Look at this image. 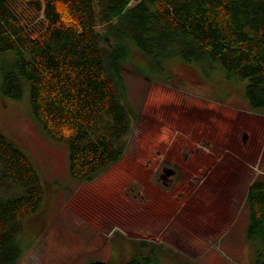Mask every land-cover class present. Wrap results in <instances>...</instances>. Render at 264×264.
<instances>
[{"label": "rangeland", "instance_id": "1", "mask_svg": "<svg viewBox=\"0 0 264 264\" xmlns=\"http://www.w3.org/2000/svg\"><path fill=\"white\" fill-rule=\"evenodd\" d=\"M173 65L174 78L164 83L126 64L127 97L138 118L123 158L86 182L71 175L67 143L49 136L31 113L28 90L18 99L4 94L0 72V131L32 158L45 189L38 212L23 220L17 235L28 247L17 264H126L154 245L163 248L158 255L164 264H255L264 258V241L248 237L245 202L251 179L264 166V116L241 112L264 114V107L253 109L235 86L242 81H228L221 68L205 74L179 59ZM206 154L213 157L209 167L219 159L235 163L249 180L236 183L237 170L235 181L220 182V169L214 182L201 184L206 171L195 166ZM172 162L185 166V174L165 188L158 174ZM19 187L0 162V200L17 196ZM140 239L150 240V250Z\"/></svg>", "mask_w": 264, "mask_h": 264}, {"label": "trees", "instance_id": "2", "mask_svg": "<svg viewBox=\"0 0 264 264\" xmlns=\"http://www.w3.org/2000/svg\"><path fill=\"white\" fill-rule=\"evenodd\" d=\"M177 59L205 74L221 68L228 81H242L235 86L253 109L263 108L264 0H0L1 89L17 99L28 90L31 113L67 143L80 182L94 180L127 149L138 112L127 97L126 64L170 83ZM0 162L20 183L17 196L0 200V264H17L28 248L17 235L45 189L32 158L1 131ZM245 202L248 237L264 241V166ZM149 241L137 242L149 248ZM159 249L126 264H164Z\"/></svg>", "mask_w": 264, "mask_h": 264}, {"label": "crops", "instance_id": "3", "mask_svg": "<svg viewBox=\"0 0 264 264\" xmlns=\"http://www.w3.org/2000/svg\"><path fill=\"white\" fill-rule=\"evenodd\" d=\"M237 111H240L239 109H236ZM241 112L243 113V112H245V113H248V114H256V115H260V116H264V114H261V113H258V112H256V111H252L251 109H246V110H241ZM238 113V112H237ZM262 131H264V129L262 130ZM257 133H260L259 131L257 132ZM224 136H226V134H224ZM258 147V146H257ZM196 153H199V152H194L193 154H192V156L194 155V154H196ZM200 153H203V151L202 152H200ZM221 153V152H220ZM240 153H242V151L240 152ZM240 153H238V155H240ZM202 156H205L207 159L206 160H204V162L202 163V161H203V158L201 159V165H199V164H197V166H195V168L196 169H198L199 171H201V173L202 172H204V171H206V174H205V176H204V179H201V184H202V181L203 182H205V181H211V182H214L215 180H216V178H215V172L217 171V170H222V173L220 174V178H219V181L220 182H222V181H230V180H232V181H235L236 180V178L235 179H233V177H232V175H233V173L236 171L237 172V170H239V172H238V175H239V178L235 181L236 183L237 182H244L246 179H248L249 180V178L246 176V174H240V170L241 169H243L242 167H241V169H240V167H239V165L236 167V164L234 163V164H227V161H225V160H217L218 162L216 163V160L214 161V164L211 166V167H209L208 166V164L210 165V162L212 161V159H213V157H207L208 156V154H206V155H202ZM247 157V156H246ZM226 158H227V156H226ZM190 159V158H189ZM205 159V158H204ZM243 161H245L244 159H243ZM229 165H231V166H229ZM232 166H234V168L232 167ZM258 169V171H260V173H262L263 172V169H261V168H257ZM260 173H258V174H260ZM214 174V175H213ZM197 175V174H196ZM187 177V176H186ZM186 179H190V176H188L187 178H185V180ZM254 179V178H253ZM253 179H251V181H250V183H249V185L251 184V182H252V180ZM247 192V191H246Z\"/></svg>", "mask_w": 264, "mask_h": 264}, {"label": "flooded vegetation", "instance_id": "4", "mask_svg": "<svg viewBox=\"0 0 264 264\" xmlns=\"http://www.w3.org/2000/svg\"><path fill=\"white\" fill-rule=\"evenodd\" d=\"M190 155L192 154H188L186 156V160L189 159ZM175 161H177V159ZM172 163L173 164H164L158 174V178L161 182V185L165 188L175 187L176 183H178L183 178L182 176L185 174V170H186L185 166L181 165V163H175V162ZM138 195L139 193H137L136 191V194L134 196L138 197Z\"/></svg>", "mask_w": 264, "mask_h": 264}, {"label": "water", "instance_id": "5", "mask_svg": "<svg viewBox=\"0 0 264 264\" xmlns=\"http://www.w3.org/2000/svg\"><path fill=\"white\" fill-rule=\"evenodd\" d=\"M173 169V168H172ZM174 170V169H173ZM87 264H111L109 262L106 261H95V262H91V263H87Z\"/></svg>", "mask_w": 264, "mask_h": 264}, {"label": "built area", "instance_id": "6", "mask_svg": "<svg viewBox=\"0 0 264 264\" xmlns=\"http://www.w3.org/2000/svg\"><path fill=\"white\" fill-rule=\"evenodd\" d=\"M43 17V16H42Z\"/></svg>", "mask_w": 264, "mask_h": 264}]
</instances>
